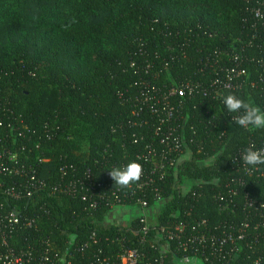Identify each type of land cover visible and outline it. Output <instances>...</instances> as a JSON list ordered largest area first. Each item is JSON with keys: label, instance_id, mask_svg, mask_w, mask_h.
Segmentation results:
<instances>
[{"label": "trees", "instance_id": "1", "mask_svg": "<svg viewBox=\"0 0 264 264\" xmlns=\"http://www.w3.org/2000/svg\"><path fill=\"white\" fill-rule=\"evenodd\" d=\"M257 1L0 0V136L9 138L15 115H22L31 132L9 147L47 183L33 191L26 188L28 175L0 176V216L15 211L21 221L3 223L10 246H37L39 256V240L49 238L72 256L70 264L118 253L110 242L117 235L132 238L136 247L138 221L124 227L105 219L115 208L141 209L138 197L149 208L165 199L152 229L207 220L219 234L249 223V234L263 237L264 166L248 169L234 158L252 144L264 147V129L239 128L232 123L238 113L222 102L232 93L264 110V24L252 11ZM221 67L248 74L235 79L240 87L218 97L210 86ZM186 81L199 83L182 115L190 154L163 179L150 165L143 168L153 179L147 189L114 186L112 167L139 163L152 146L162 148L154 137L159 120L149 114L150 123L140 126L147 113L135 114V99L152 86L168 93ZM170 102L175 106L178 98ZM88 171L96 191L54 189L89 180ZM11 187L18 197L7 193ZM31 218L36 224L24 225ZM94 232L101 242L80 251Z\"/></svg>", "mask_w": 264, "mask_h": 264}, {"label": "built area", "instance_id": "2", "mask_svg": "<svg viewBox=\"0 0 264 264\" xmlns=\"http://www.w3.org/2000/svg\"><path fill=\"white\" fill-rule=\"evenodd\" d=\"M247 1L249 2V0ZM252 11L255 17L264 24V0H258ZM235 59H238V56H235ZM247 74V71L242 68L221 67L216 72V77L210 88H214L216 96L221 97L224 91L233 87H240L241 83H234L235 79L247 76ZM198 88L199 83L190 81L174 83L168 93L162 92L163 89L160 87L152 86L151 90L142 91L135 99L139 106V110L135 114L147 113V116H143L140 119V126L150 123L149 114L156 116L159 120V125L154 131V137L157 138L159 145H162L160 150L152 146L148 152L142 154L139 163L145 169L150 165V170L159 173L162 179L169 173L170 168L178 166L181 159L185 155L190 154L185 133L187 118H182V115L184 101L195 95ZM210 88L208 86L203 87L204 93L207 94ZM173 96L178 98V103L175 106L170 102V97ZM9 113L15 115L13 110ZM14 119L9 130V138H12L13 142L7 136H0V176L2 174L28 175L29 184L26 188L33 189V191L46 188L47 183L35 175V168L20 164L17 152H12L11 147H9L10 143L12 145L15 144L17 139L25 138L31 132L29 127L23 124L22 115L18 117L15 115ZM176 123H181L182 125ZM2 125L3 121L0 119V128ZM194 133L196 132L194 131ZM243 153L244 150H241L234 159H241ZM39 161L45 160L40 159ZM64 170L65 167H62L61 171L63 173H65ZM89 176L90 171H88L86 178L91 181L76 179L65 188L61 185L54 187V189L71 193H75L81 188L96 191L99 184ZM152 182L153 179L148 174H145L143 169L142 178L137 184L138 189H147ZM7 193L14 197L20 195L14 187L9 188ZM83 199L87 200V197L84 196ZM135 201L141 209L149 208L146 199L143 197H138ZM249 204L253 206L256 202L249 200ZM5 221L11 227L21 222L19 215L15 211L4 217L0 216V264L71 263L70 258L72 256L62 253L49 238L39 240L40 247H44L39 256L35 253L37 246L35 248L29 245L28 249L24 250H17L10 246L8 238L11 237V231L10 233L5 232V230L2 231V227H7V225H3ZM135 221H138L136 223L138 227L135 230L136 234L140 235L137 236L139 247L132 245V238L117 235L111 238L110 242L112 245L118 244V253H103L102 256L94 254L93 259L89 260L87 264H178L180 258L185 256L192 257L194 264H264V251H258L264 250L262 247L264 246V236H251L248 231L249 223L245 224L244 230L228 231L224 229L218 234L209 226L207 220L184 221L174 226H157V228L152 229L151 227L154 226V223L148 220V215H138L126 227L132 226ZM261 223L262 221L255 228L260 226ZM34 224H36L35 218L24 221V225L28 227H32ZM101 240L96 238L94 232L91 240L87 244H82L80 251L92 244H98ZM99 251L103 252L104 248H99Z\"/></svg>", "mask_w": 264, "mask_h": 264}, {"label": "clouds", "instance_id": "3", "mask_svg": "<svg viewBox=\"0 0 264 264\" xmlns=\"http://www.w3.org/2000/svg\"><path fill=\"white\" fill-rule=\"evenodd\" d=\"M222 102L229 113H238L232 116V123L239 128L264 129V110L259 106L232 93L224 95ZM241 160L248 169L264 166V147L257 149L254 144L250 145L244 150ZM108 174L114 181V186L120 189H131L141 180L143 166L136 161H130L122 167H112ZM178 264H194L193 258L182 257Z\"/></svg>", "mask_w": 264, "mask_h": 264}, {"label": "rangeland", "instance_id": "4", "mask_svg": "<svg viewBox=\"0 0 264 264\" xmlns=\"http://www.w3.org/2000/svg\"><path fill=\"white\" fill-rule=\"evenodd\" d=\"M188 155H185V157H187ZM210 163L211 161H206L203 162L202 165H206L207 163ZM165 199L161 200L157 206L153 207V208H149V209H142L143 210V214L142 215H149L148 220L151 223L155 222L156 216L157 214L160 212L161 210V206L164 204ZM130 211H132L133 213L131 214ZM138 210V211H137ZM139 208L137 207H130L129 209H124L123 207L121 208H117L113 211H111L107 218L105 219V224L109 225V224H119V225H123L126 227V225L132 221V219H134L135 217H138V212H139ZM141 212V211H140ZM139 212V214H140Z\"/></svg>", "mask_w": 264, "mask_h": 264}, {"label": "crops", "instance_id": "5", "mask_svg": "<svg viewBox=\"0 0 264 264\" xmlns=\"http://www.w3.org/2000/svg\"><path fill=\"white\" fill-rule=\"evenodd\" d=\"M159 202H160V201H159ZM159 202H158V203H159ZM158 203H157V204H158ZM155 206H157V205H155ZM155 206H154V207H155ZM163 206H164V204H163L160 208L162 209ZM130 207H135V206H127V207H123V208H124V209H129ZM119 208H121V207H119ZM152 208H153V207H152ZM115 209H117V208H115ZM115 209H114V210H115ZM137 211H138V210H137ZM140 211H141V212H140ZM129 212H130L131 214L133 213V212L130 211V210H129ZM139 212H140V214H139ZM139 212L137 213L138 215H142V214L144 213L142 209H140Z\"/></svg>", "mask_w": 264, "mask_h": 264}]
</instances>
